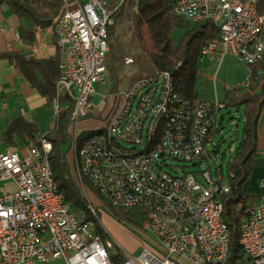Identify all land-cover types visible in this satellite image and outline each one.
<instances>
[{
    "label": "built area",
    "instance_id": "built-area-1",
    "mask_svg": "<svg viewBox=\"0 0 264 264\" xmlns=\"http://www.w3.org/2000/svg\"><path fill=\"white\" fill-rule=\"evenodd\" d=\"M123 1L62 0L64 9L54 22L62 61L52 106L56 117L63 99L74 102L72 162L91 218L65 202L50 163L53 144L44 134L24 153L0 151V264H42L50 257H65L68 264H116V254L124 256L123 264H230L231 234L221 200L230 181L224 182L222 168L215 179L209 170L179 164L210 155L225 104L184 97L169 70L109 94L98 92L107 79L109 28ZM262 1L175 0L172 9L191 21L213 20L219 26L218 39L202 46V58L233 54L256 64L264 57ZM4 19L0 6L1 31ZM133 62L125 57L126 64ZM107 105L114 111L102 114ZM85 119L94 125L84 126L81 137ZM88 184L113 206L149 212L142 230L134 228L156 242L147 241L138 254L117 248ZM246 213L239 238L244 264H264V198Z\"/></svg>",
    "mask_w": 264,
    "mask_h": 264
},
{
    "label": "trees",
    "instance_id": "trees-1",
    "mask_svg": "<svg viewBox=\"0 0 264 264\" xmlns=\"http://www.w3.org/2000/svg\"><path fill=\"white\" fill-rule=\"evenodd\" d=\"M174 1L124 0L117 9L114 25L109 28L107 55V78L113 79L111 91L127 87H122L125 84L124 60L128 55L122 40L121 27L129 19L131 9H134V38L153 64V72L169 70L174 76L176 88L181 95L192 99L199 97L196 83L198 63L202 58L201 48L205 43L218 39L220 29L213 20L194 22L177 15L172 9ZM3 5H7L19 18L26 17L31 21L29 27L21 26L19 29L20 38L25 44L35 43L38 28L53 26L55 19L64 9L62 0H0V6ZM261 10H264V0ZM176 31L179 32L178 39L174 37ZM0 58L9 59L32 87L52 103L57 93L56 82L60 75L62 59L60 60L59 54L49 58H38L20 51L0 52ZM248 65L249 86L228 90L222 101L225 107L239 108L243 105L245 108L243 132L227 162L231 190L221 196L224 205L223 220L228 224L231 234L230 264H244L245 253L239 242L241 222L247 215V207L258 200L256 196L244 195L243 187L251 176L256 157L259 156L257 139L258 121L264 104V57L256 64ZM62 101L64 103L60 113L55 117L54 127L43 133L53 144L50 163L58 187L64 194L65 202L70 203L76 210L86 212L87 218H91L87 199L71 171L73 151L70 136L74 102L70 99ZM115 102L116 106L118 101L115 100ZM108 106L102 114L114 111V108L111 111L107 109ZM102 114L96 119L101 120ZM84 129L85 127L81 128V137L84 136ZM16 136L23 140L27 148L40 144L41 134L38 127L22 116L12 121L6 131V142L13 150H18ZM88 186L97 204L100 218L103 214L106 217H113L125 226L142 230L144 222L149 218V212L141 208L113 206L102 198L92 184ZM98 226L102 232V226ZM142 244L146 245L147 241L142 239ZM113 259L116 264L124 262V256L121 254L114 255Z\"/></svg>",
    "mask_w": 264,
    "mask_h": 264
},
{
    "label": "crops",
    "instance_id": "crops-1",
    "mask_svg": "<svg viewBox=\"0 0 264 264\" xmlns=\"http://www.w3.org/2000/svg\"><path fill=\"white\" fill-rule=\"evenodd\" d=\"M2 8L5 19L1 25H4L5 29L0 30V52L20 51L38 58H49L59 54L60 60L62 59L57 47L54 25L47 28L39 27L36 32L35 43L25 44L20 38L19 29L21 26L29 27L31 21L26 17L19 18L11 12L7 5H3ZM19 116L35 123L40 134L54 127L55 115L52 103L32 87L24 75L10 63L9 59L0 58V151L11 148L5 139L6 131L10 123ZM15 141L18 149L24 153L27 149L26 144L17 136ZM257 153L259 156L254 161L251 176L243 187V193H245L244 195L256 196L259 199L260 197L264 198V188L261 186V181L264 178V104L258 121ZM107 218L112 231L104 221L102 223L117 242V248L122 246L129 251L124 246L130 244L127 238V231L129 230L113 217L108 216ZM113 228L117 229L116 232ZM129 248L133 249L134 246ZM42 264H68V262L65 257H50L48 261Z\"/></svg>",
    "mask_w": 264,
    "mask_h": 264
},
{
    "label": "rangeland",
    "instance_id": "rangeland-1",
    "mask_svg": "<svg viewBox=\"0 0 264 264\" xmlns=\"http://www.w3.org/2000/svg\"><path fill=\"white\" fill-rule=\"evenodd\" d=\"M133 12L134 9H131V11L129 12V19L121 27L122 40L126 45V54L134 58V63H125V73L123 75L125 84L122 87L129 86V84H131L135 79L150 74L154 71V66L150 62L147 54L142 51L134 38ZM174 37L175 39H178L180 37L178 31L174 32ZM248 66L249 65L246 62L233 54H228L220 59H216L213 61L208 58H201L198 63L196 83V90L199 94V98L223 101L228 90L236 87H242L243 83L248 79ZM112 85L113 79L111 77H108L103 85L98 86V92L101 94H109L111 92L110 88ZM244 113L245 108L243 105L239 108L224 107L221 110L216 125V130L214 131L212 136V144H210V155L207 156L206 159L201 160L196 164L194 162H179V164L182 165V168L188 170H209L215 179L217 178L218 174H220V170L222 168L224 182L228 183L230 178L227 171V162L240 141V136L243 132L244 126ZM93 122L94 120L92 119H85L79 126L84 127L87 125H94ZM213 146H215V148L218 150V153H212V150L214 149ZM69 157L70 153L68 158ZM74 168L75 165L72 162L71 171L73 176H75V178L77 179L76 174L74 173ZM77 182L79 183L82 193L84 194L88 202V198L85 195L83 185L79 181ZM1 186L5 187L7 186V183L2 182ZM89 193L92 194L90 189ZM101 219L112 231L111 227L108 224L109 219L103 214H101ZM126 228L127 230H129L127 231V238L129 239L130 244H125L124 246L133 254H138L141 251L143 247L141 239L152 243L156 242V240L152 236L145 232L136 230L133 226H126ZM113 230L116 232L117 229L113 228ZM127 246H134V248L131 249Z\"/></svg>",
    "mask_w": 264,
    "mask_h": 264
},
{
    "label": "water",
    "instance_id": "water-1",
    "mask_svg": "<svg viewBox=\"0 0 264 264\" xmlns=\"http://www.w3.org/2000/svg\"><path fill=\"white\" fill-rule=\"evenodd\" d=\"M213 153H214V154L218 153L217 149H214V150H213Z\"/></svg>",
    "mask_w": 264,
    "mask_h": 264
}]
</instances>
